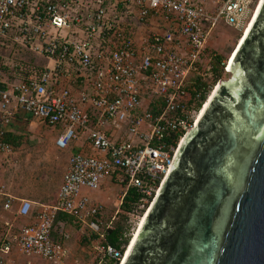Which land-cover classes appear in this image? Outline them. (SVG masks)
Segmentation results:
<instances>
[{"label":"built area","instance_id":"2783aa9c","mask_svg":"<svg viewBox=\"0 0 264 264\" xmlns=\"http://www.w3.org/2000/svg\"><path fill=\"white\" fill-rule=\"evenodd\" d=\"M260 1L0 0V43L49 61L40 75L6 83L14 61L1 56L0 156L13 152L4 138L19 116L62 127L55 141L59 149L80 139L87 147L70 156L53 204L34 211L31 202H21L17 216L32 222L0 238V264H17L13 251L24 264H32L30 258L65 264L67 249L51 239L59 213L104 239L102 207L82 190L97 191L108 177L116 176L126 191L135 188L144 196L142 207L149 208L205 104L198 108L201 93L193 80L202 75L198 64L211 32L222 21L241 40ZM239 40L222 63L227 73ZM78 82L81 88L73 93ZM152 104L159 115L150 111ZM121 125L130 140L116 142L108 126ZM169 136L174 143H166ZM9 207L7 201L4 208ZM106 229H113L111 222ZM94 249L97 264H107V258L120 264L125 253L111 246Z\"/></svg>","mask_w":264,"mask_h":264},{"label":"water","instance_id":"95a60500","mask_svg":"<svg viewBox=\"0 0 264 264\" xmlns=\"http://www.w3.org/2000/svg\"><path fill=\"white\" fill-rule=\"evenodd\" d=\"M228 73L123 264H264V0Z\"/></svg>","mask_w":264,"mask_h":264},{"label":"rangeland","instance_id":"374dc122","mask_svg":"<svg viewBox=\"0 0 264 264\" xmlns=\"http://www.w3.org/2000/svg\"><path fill=\"white\" fill-rule=\"evenodd\" d=\"M239 35L240 34L238 32L226 26L222 21H219L214 27L207 41V49L203 58V62L205 63V65L208 64V61L210 57L214 54V51L225 54V51L236 41ZM30 53H27L24 49L22 50V56L27 59L31 58L37 65H46L49 63L47 59L40 57L36 54ZM49 66L51 67V64H49ZM229 78L230 74L226 72L220 81H227ZM215 88L213 90H215ZM147 97L148 96L146 94L144 98L146 99ZM143 103L146 102L144 101ZM54 135L56 137L57 133L54 132ZM80 144H71L66 149L57 151V154H55L54 156L57 155L56 160L57 162L59 161V165L61 166L60 170L62 169L63 163H66V161L69 160L72 154L79 151L78 148L80 147ZM50 149L51 148H49L47 143H42L38 144V146L33 145L31 148L24 147L23 149H21V151L24 153V157L16 156L17 158H14L13 154H10L8 156L1 155L0 176H2L5 172L4 170L8 169L9 167L12 169V175L16 174L21 176L23 173L33 174V177H36L38 181L35 190L32 189L33 192L36 191L41 194H51L54 191L53 187H55L57 184V172L55 165L57 164V162H54L53 164L45 162L44 164H38V166L35 168V165H37V163L35 164L36 156L42 153V156L45 159L47 157L50 158ZM124 189L125 188L123 186H119L118 184L112 181L111 177H108L101 183L100 188L97 191H89L84 189L82 190V194H85L90 200L94 202H96L98 199L101 202H104L105 200V204L102 205L104 206V217L107 219L113 217L115 213L118 212ZM141 209L143 210L141 214L136 213L135 215L128 216V224L130 225V238L133 236V233L142 215H144L149 208H147V206H141ZM68 231L70 234V240L68 243L70 255L65 264H90L92 258L94 259V257H97L98 252L94 249L97 244L95 243L91 247H88V245L84 244L81 240L82 237L80 234L77 233V229L70 228L68 229ZM83 231L85 234H88L85 228L83 229ZM87 255H89L91 258H88ZM21 259L23 260L17 262V264H24L25 259L23 257H21ZM29 260H31L32 264H41L39 263L40 259L38 258H30Z\"/></svg>","mask_w":264,"mask_h":264},{"label":"crops","instance_id":"0c3cea01","mask_svg":"<svg viewBox=\"0 0 264 264\" xmlns=\"http://www.w3.org/2000/svg\"><path fill=\"white\" fill-rule=\"evenodd\" d=\"M81 88V83H76L72 91L73 93H76V90ZM89 113H91V110L89 109ZM54 132L57 133V136L55 137ZM63 133V129L60 126L57 127H48L45 123L41 122L37 119H32L29 117H23L19 116L16 118V120L12 123L11 127L8 129V136L11 137H18V140L15 142V144H11L13 146V152L11 154L14 155V158L24 157L23 152L21 149L24 147L31 148L33 145L38 146V144L47 143L49 148H51V156L50 158L47 157L46 159L42 156L43 154L40 153L36 156L35 168L38 166V164H44L50 163L53 164L54 162H57L55 154H57V151L63 150L59 149L55 141L56 139ZM108 134L111 136V138L116 142H123L130 140V138L127 135V130L125 125H121L120 127H113L108 126ZM80 144V147L78 148L81 151L87 152V147L85 146L84 140L80 139L78 141H73L70 143ZM69 145V146H70ZM68 146V147H69ZM8 156V155H3ZM26 157V156H25ZM4 158V157H2ZM56 161H55V160ZM13 160V159H11ZM46 160V161H45ZM68 161L66 163H63L62 169L60 170L59 161L56 165V172H57V179H56V186L53 187L54 191L51 194H41L38 192H33L32 189L35 190L37 186V178L33 177V174H22L20 175H12L11 168L4 170V174L0 176V238H11L18 234L19 229L23 224H29L32 222V217H18L17 211L22 201H29L33 205L34 211L39 210L41 205H51L56 201L58 190L62 183L63 175L66 171ZM38 171V170H36ZM8 172V173H6ZM112 181L116 184H119L118 178L116 176L111 177ZM32 190V191H31ZM126 192L124 189L123 195ZM122 195V197H123ZM88 197V196H87ZM121 197V199H122ZM7 201H10V207L8 209L4 208V205L7 203ZM92 201V200H91ZM94 202V201H92ZM104 202H101L99 199L94 202L102 207L101 216L104 217V206L102 204H105ZM59 232H62V228L64 231V235L67 237V241L69 242V231L70 228L77 229V233L82 236H84V231L82 227L76 228L73 226H64V224L59 223ZM66 241V243H67ZM66 245V246H65ZM65 248L68 251V257L70 255L68 244H65ZM12 258L15 259L16 263L23 260L21 257L16 255V253L13 251ZM40 261V260H39ZM39 263L44 264V262L40 261Z\"/></svg>","mask_w":264,"mask_h":264},{"label":"trees","instance_id":"16d2710c","mask_svg":"<svg viewBox=\"0 0 264 264\" xmlns=\"http://www.w3.org/2000/svg\"><path fill=\"white\" fill-rule=\"evenodd\" d=\"M240 38V35L236 39V41L225 51L224 53H219L214 51V54L210 57L208 64L199 63L198 67L200 72L202 73L201 76H195L193 80V88L196 92L201 93V100L198 103V108H201V105L205 103L208 94L210 93L212 87L216 86L219 80L222 79L223 75L226 73L224 71V66L222 63L226 61ZM22 48L19 46L12 44L10 42H3L0 43V58L1 56H8L12 61H14V68L13 71L7 73L5 76L6 83H13L15 81H24L28 76H38L44 71L45 65H37L31 58H25L22 56ZM27 53L29 51L25 50ZM30 53V52H29ZM206 53V52H205ZM31 54V53H30ZM146 95V94H145ZM150 111L153 115H159L157 111V106L155 104L151 105ZM18 140V137H11L6 135L4 141L15 144ZM176 140V138H175ZM166 143H174V138L172 136L166 137ZM81 151V150H79ZM186 167V161L183 160L181 169L179 170V174L182 175L184 173ZM150 198L148 199V201ZM144 196L139 194L135 188H129L124 196L122 197L119 210L115 215L111 218H105L103 216L100 217L102 222L101 225V233L104 234V239H99L97 235H93L87 228L86 231L88 234L82 236V241L84 244L91 247L93 244H97L98 246H111L112 248L116 249L117 251L124 253L131 238H130V225L128 224V216L135 215L136 213L141 214L143 210L141 206L143 205ZM102 212V210H101ZM111 222L112 230H107V224ZM68 224V226H73V219L65 214L59 213L56 217L54 222L53 231L51 234V239L54 242L60 243L63 246L68 244V239L64 238V231L62 228V232H59L58 224ZM76 228H79V225H74ZM70 239V235H69ZM155 239V236H149L148 241L144 244V247H147L152 243ZM67 241V243H66ZM66 246V245H65ZM88 258H91L87 255ZM91 260V259H90ZM99 261L98 257L92 258L90 264H97ZM107 264H116L114 261L110 259H106L105 261Z\"/></svg>","mask_w":264,"mask_h":264},{"label":"bare ground","instance_id":"6f19581e","mask_svg":"<svg viewBox=\"0 0 264 264\" xmlns=\"http://www.w3.org/2000/svg\"><path fill=\"white\" fill-rule=\"evenodd\" d=\"M262 3H263V0L260 1L259 8H258V11H257V15H258V12H259V10H260V8H261ZM257 15H256V17H257ZM255 19H256V18H255ZM254 21H255V20H254ZM254 21H253V22H254ZM253 22H252V24H253ZM252 24L249 26V28H248L247 31L245 32V34L243 35L242 39L239 40V41H240V42H239V45H238L236 51L234 52V54H233V56H232V58H231V61H230V64H229V65H231V63H232V61H233V59H234V57H235L237 51L239 50L240 46L242 45L244 39L246 38V36H247V34H248V32H249V30H250ZM219 84H220V83H219ZM219 84L217 85V87L215 88V90H212V92L209 94L208 99H207V101L205 102L203 108L200 109L201 111H200L199 114H198V117H197V120H196L195 125H197V123H198V121H199L201 115L203 114V112H204V110L206 109L207 105L209 104L210 100L212 99V97L214 96L215 92L217 91V89H218V87H219ZM183 141H184V139L181 141V143H180V145H179V148L181 147ZM177 152H178V151H177ZM175 157H176V156H175ZM169 171H170V170H169ZM168 173H169V172H168ZM168 173H167V175H168ZM166 177H167V176H166ZM157 195H158V194H157ZM156 197H157V196H156ZM154 201H155V200H154ZM152 203H154V202H152ZM152 205H153V204H151V206L149 207V209L146 211V213H145L144 215H142L141 219L139 220V222H138V224H137V227H136V229H135V231H134V233H133V236L131 237V240H130V242H129V244H128L126 250H125V253H124V255H123L122 259H121V263H120V264H123V263L125 262V260H126V258H127V256H128V254H129V252H130V250H131V248H132V246H133V244H134V242H135V240H136V238H137V236H138V234H139V232H140V229H141V227H142V224H143V222H144V220H145V218H146L148 212L150 211Z\"/></svg>","mask_w":264,"mask_h":264}]
</instances>
